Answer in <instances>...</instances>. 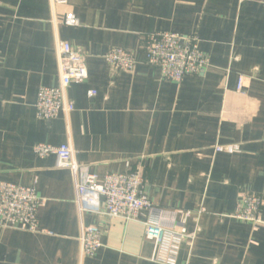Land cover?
<instances>
[{
    "label": "crops",
    "instance_id": "1",
    "mask_svg": "<svg viewBox=\"0 0 264 264\" xmlns=\"http://www.w3.org/2000/svg\"><path fill=\"white\" fill-rule=\"evenodd\" d=\"M69 12L77 27L59 23ZM53 20L48 0H0V183L42 201L40 233L0 230V264H156L141 227L80 216L70 171L32 152L67 143L106 195L134 188L193 235L176 264H264V0H68ZM158 32L197 36L209 67L161 81L139 50ZM57 40L84 55L88 78L68 89L69 117L42 121L34 106L58 85ZM113 48L136 54L132 73L109 70ZM90 225L104 233L86 248L103 247L80 258Z\"/></svg>",
    "mask_w": 264,
    "mask_h": 264
},
{
    "label": "built area",
    "instance_id": "2",
    "mask_svg": "<svg viewBox=\"0 0 264 264\" xmlns=\"http://www.w3.org/2000/svg\"><path fill=\"white\" fill-rule=\"evenodd\" d=\"M48 4L53 20L56 8L68 5V0H48ZM59 23L67 27L79 25L71 12L66 13ZM139 50L145 57L146 65L158 71L161 81L180 83L185 77L201 74L209 67V59L199 49V39L195 35L153 33L144 37ZM55 56L58 85L40 88L34 106L37 119L42 121H53L59 115L69 117L74 111V105L68 98V89L73 84L86 82L88 78L84 55L74 51L68 43L57 40ZM103 58L112 73H132L137 65L136 54L120 48L110 49ZM94 94L89 93L90 96ZM215 151L229 154L235 152L231 146H216ZM32 152L40 159L53 156L57 168L70 171L74 204L80 216L90 214L105 217L109 221L119 220L125 226L141 227L144 238L153 244L151 262L176 264L181 244L192 241L193 235L185 227L175 225L174 215H166L153 208L140 191L128 187L113 195H106L97 176L75 161L69 143L57 147L36 144ZM103 198L105 201H102ZM118 203L124 205L126 210H119ZM41 206L42 201L33 187L0 183V230L40 233L38 211ZM141 211H149V215L141 218ZM258 216L254 223L260 222ZM103 233L102 229L94 225L81 227L78 239L80 258L103 247L101 242H95L91 249L86 248L90 237L102 236Z\"/></svg>",
    "mask_w": 264,
    "mask_h": 264
}]
</instances>
